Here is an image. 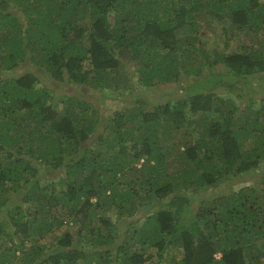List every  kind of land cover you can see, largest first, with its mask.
I'll list each match as a JSON object with an SVG mask.
<instances>
[{
    "label": "trees",
    "instance_id": "16d2710c",
    "mask_svg": "<svg viewBox=\"0 0 264 264\" xmlns=\"http://www.w3.org/2000/svg\"><path fill=\"white\" fill-rule=\"evenodd\" d=\"M204 14L246 41L207 52ZM24 60L103 101L135 81L187 80L175 100L88 119L89 104L31 71L4 74ZM255 77L264 0H0V264H264V90L244 89Z\"/></svg>",
    "mask_w": 264,
    "mask_h": 264
},
{
    "label": "rangeland",
    "instance_id": "374dc122",
    "mask_svg": "<svg viewBox=\"0 0 264 264\" xmlns=\"http://www.w3.org/2000/svg\"><path fill=\"white\" fill-rule=\"evenodd\" d=\"M223 24L220 22V20L214 19L212 15L204 14L199 17V33L202 35V38L204 37V47L208 50L207 52L213 53L212 51H229L233 48H235L239 43L242 42V40H245L244 34L242 35H235L228 36L226 38V33L223 31V26L227 24V20ZM233 31H229L228 35H231ZM247 39V36H246ZM21 70H27L31 71L38 77L39 85L46 84L52 88H54V94L56 96L62 95L63 93L75 96L77 99L81 98L80 100H84L87 104H89V109L86 110L83 116L87 117L88 119L91 117L90 113L96 109L99 108L101 112L108 113L112 108H115L116 105H132L134 99L140 98L141 101L143 99L144 102H147L149 104L157 103V102H164L167 100H175L183 95V84L184 81L187 80L185 78H181L178 82H167V83H160L154 86H138L135 81L134 85L132 84V87L125 88L123 90L116 91H110L109 90V96L111 99H107L103 101L102 99V93L97 89L90 87L89 85H83V84H64L63 82H56L55 80H52L42 69H40L36 64L29 60L22 61L17 67L14 69H9L4 72L5 75H14L15 73L21 71ZM188 79H195L189 78ZM131 88V89H130ZM222 87H220L221 89ZM258 89L260 91H255V96L259 94V92H262L264 90V80L259 81L256 79H250L247 83L244 85V89ZM227 89V88H225ZM121 92V95H117L118 92ZM236 91V90H232ZM254 96V95H253ZM246 99V95L243 98V100ZM63 104H55V107L59 110L62 109ZM76 105L74 107V110L78 112L79 107L83 106L84 104H81L80 101L75 102ZM102 131V125L97 126L94 132H92L89 143L91 142L92 138H94L96 135H98ZM87 144V143H86ZM55 175V172L52 171V175ZM252 176L254 179H256L257 175H254V172L251 175V172L248 174L243 175V179H246L245 182L239 183V184H232V183H226L224 184V188L221 189L228 190L229 188H236V186H240L242 184L249 183V178ZM214 191H217L214 189ZM210 192V189L201 190L195 195V198L193 200V203H197L204 195L208 194ZM94 200V198H92ZM101 211V210H100ZM114 209L109 210H103L101 213L104 216H111L112 221L114 222V225L117 226L116 230L119 232L121 228L124 227V224L126 225V219H120L118 220L117 217H115ZM140 214L139 208L137 209L135 215ZM64 226L65 222L63 223ZM77 227V224H73V226L69 227V229L74 230ZM122 230V229H121ZM53 237L60 234V230L56 229L50 233ZM168 252V251H167ZM166 256V255H165ZM166 258H169L166 256Z\"/></svg>",
    "mask_w": 264,
    "mask_h": 264
},
{
    "label": "built area",
    "instance_id": "2783aa9c",
    "mask_svg": "<svg viewBox=\"0 0 264 264\" xmlns=\"http://www.w3.org/2000/svg\"><path fill=\"white\" fill-rule=\"evenodd\" d=\"M142 160V159H141Z\"/></svg>",
    "mask_w": 264,
    "mask_h": 264
}]
</instances>
